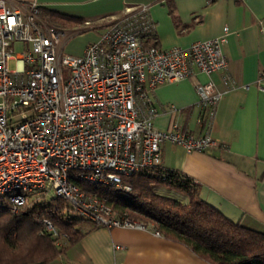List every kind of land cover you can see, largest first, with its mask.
<instances>
[{
	"label": "built area",
	"instance_id": "obj_1",
	"mask_svg": "<svg viewBox=\"0 0 264 264\" xmlns=\"http://www.w3.org/2000/svg\"><path fill=\"white\" fill-rule=\"evenodd\" d=\"M40 9L0 0V202L17 213L38 198L59 199L95 225L149 231L150 226L119 219L76 182L131 194L123 178L162 167L165 143L188 153L225 148L209 133L196 136L177 125L157 129L151 92L194 80L201 109L213 120L224 95L213 76L222 74L226 89L236 88L223 51L229 29L187 48L162 49L149 44L156 34L149 7L135 6L112 18L81 56H72L64 53L61 40L80 31L52 25ZM198 73L208 82L201 83ZM256 86L264 92V72ZM43 224L58 237L49 220Z\"/></svg>",
	"mask_w": 264,
	"mask_h": 264
},
{
	"label": "crops",
	"instance_id": "obj_2",
	"mask_svg": "<svg viewBox=\"0 0 264 264\" xmlns=\"http://www.w3.org/2000/svg\"><path fill=\"white\" fill-rule=\"evenodd\" d=\"M11 1L27 7L35 3L82 18L84 23L73 27L51 23L66 31L91 35L77 49L68 51L72 56H81L89 43L98 41L110 28L112 18L135 6L149 7L156 24L155 37L149 44L162 49L187 48L220 37L227 27L223 51L236 88L226 89L222 74L213 76L224 93L213 120L202 111L194 80L190 79L153 89L151 98L158 111L154 126L167 131L177 125L196 136L209 133L225 144V148L188 153L181 146L165 143L162 166L191 178L199 186L200 198L226 218L264 233V92L256 86L264 72V0ZM87 22L92 25L86 26ZM197 78L203 84L209 80L201 73ZM171 192L161 190L167 196ZM172 193L188 203L183 194ZM82 226L88 233L52 264H209L186 246L156 236L151 230L107 228L90 222Z\"/></svg>",
	"mask_w": 264,
	"mask_h": 264
},
{
	"label": "trees",
	"instance_id": "obj_3",
	"mask_svg": "<svg viewBox=\"0 0 264 264\" xmlns=\"http://www.w3.org/2000/svg\"><path fill=\"white\" fill-rule=\"evenodd\" d=\"M40 11L43 19L63 27L84 23L82 18L44 8ZM123 180L131 194L83 182L76 185L105 202L122 221L151 225L162 237L186 246L209 264H264V233L247 223L231 221L204 202L198 184L187 175L162 166ZM161 190L179 192L188 203ZM43 219L52 223L58 237L45 230ZM83 222L90 221L79 218L59 199L38 198L17 213H12L9 203L0 202V264L54 263L88 233Z\"/></svg>",
	"mask_w": 264,
	"mask_h": 264
},
{
	"label": "rangeland",
	"instance_id": "obj_4",
	"mask_svg": "<svg viewBox=\"0 0 264 264\" xmlns=\"http://www.w3.org/2000/svg\"><path fill=\"white\" fill-rule=\"evenodd\" d=\"M91 37V35L89 34V33H85V34H82V35H80V34H76L75 36H73L72 38H70V39H68L67 41H65V39L66 38H62V43L65 45L64 46V53H66V54H68V51L70 50V51H72L71 49H73V50H75V49H77L78 47H79V45H80V43L84 40V39H87V38H90ZM91 43H93V42H91ZM90 44V43H89ZM21 52V47H18V46H16L15 47V53H20ZM69 55V54H68ZM75 56V55H74ZM9 67H10V69L11 70H15L16 69V63H15V61H10L9 62ZM172 192H174V191H172ZM171 192V194L170 195H168L169 197H171V198H176V196L175 195H173V193ZM177 199V198H176ZM180 198H178L177 200H179ZM180 201V200H179ZM148 226H150V228H151V230L153 229V227L151 226V225H148ZM162 235V234H161ZM64 241V240H63Z\"/></svg>",
	"mask_w": 264,
	"mask_h": 264
}]
</instances>
